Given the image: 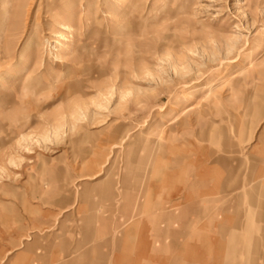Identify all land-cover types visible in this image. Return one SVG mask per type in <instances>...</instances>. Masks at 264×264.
Returning <instances> with one entry per match:
<instances>
[{
    "label": "rangeland",
    "instance_id": "1",
    "mask_svg": "<svg viewBox=\"0 0 264 264\" xmlns=\"http://www.w3.org/2000/svg\"><path fill=\"white\" fill-rule=\"evenodd\" d=\"M0 264H264V0H0Z\"/></svg>",
    "mask_w": 264,
    "mask_h": 264
},
{
    "label": "crops",
    "instance_id": "2",
    "mask_svg": "<svg viewBox=\"0 0 264 264\" xmlns=\"http://www.w3.org/2000/svg\"><path fill=\"white\" fill-rule=\"evenodd\" d=\"M171 210H173V208Z\"/></svg>",
    "mask_w": 264,
    "mask_h": 264
}]
</instances>
